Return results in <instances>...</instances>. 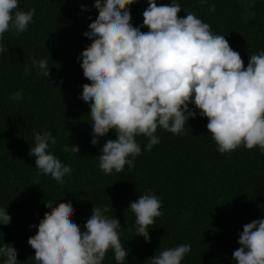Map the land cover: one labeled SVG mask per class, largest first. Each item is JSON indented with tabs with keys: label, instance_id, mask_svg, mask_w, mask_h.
Returning <instances> with one entry per match:
<instances>
[{
	"label": "trees",
	"instance_id": "1",
	"mask_svg": "<svg viewBox=\"0 0 264 264\" xmlns=\"http://www.w3.org/2000/svg\"><path fill=\"white\" fill-rule=\"evenodd\" d=\"M156 2L159 6L171 0ZM176 2L181 18L194 12L214 34L224 35L245 68L251 55L264 52V0ZM18 5L17 10L36 12L25 32L4 34L8 51L0 53V209L11 217L10 224L0 225V245L17 249L18 264H37L28 244L37 228L30 226L50 211L45 203L55 207L63 202L71 203V219L82 230L94 205L113 208L106 215L120 221V240L129 249L124 264H148L155 253L180 244H191L181 264H235L232 254L240 247L243 226L264 219V153L259 147L249 150L241 145L220 153L208 133L207 118L189 104L197 115L185 124L184 135L158 127L160 142L150 151L144 150L147 138L137 136L142 154L135 167L125 165L122 172L105 175L99 167L100 150L116 132L110 130L97 146L91 144L90 108L81 98L83 84L90 81L77 59L91 43L84 32L90 30L89 17L98 15L94 0H18ZM128 7L133 26L142 25L147 0ZM32 58L47 60L49 78L37 75ZM42 131L57 140L49 151L73 170L63 185L41 174L29 155L35 133ZM66 145H78L80 153L65 152ZM148 189L162 201L163 213L148 226L150 242L137 235L135 214L128 208ZM102 264H116L111 249Z\"/></svg>",
	"mask_w": 264,
	"mask_h": 264
},
{
	"label": "clouds",
	"instance_id": "2",
	"mask_svg": "<svg viewBox=\"0 0 264 264\" xmlns=\"http://www.w3.org/2000/svg\"><path fill=\"white\" fill-rule=\"evenodd\" d=\"M134 2L94 0L98 15L94 20L89 17L90 30L84 32L91 43L77 58L90 81L83 84L81 98L90 108L91 144L97 146L110 130L116 132V138L107 139L100 150L99 167L104 174L122 172L125 165L135 167L136 157L142 154L137 136L147 138L144 150L150 151L160 142L155 135L158 127L184 135L185 124L197 115L189 104L207 118L208 133L220 153L241 145L249 150L259 147L264 153V52L251 55L245 68L240 53L225 36L214 34L196 13L189 11L181 18L182 8L176 0L159 6L156 0H147L143 24L133 26L128 6ZM18 7V0H0V53L8 51L3 43L5 33L14 30L18 36L34 22L35 8L23 11ZM144 27L147 32L141 30ZM31 63L37 75L50 77L46 59L32 58ZM34 140L29 155L35 158V167L61 185L67 183L65 177L72 168L49 151L56 138L42 131L35 133ZM63 150L80 153L78 145H66ZM45 207L50 211L38 225L30 226L37 232L28 238L37 264H102L110 249L116 264H124L129 249L120 240V221L106 215L113 208L94 205L82 230L71 219V203L53 207L49 202ZM161 207L162 201L151 189L129 204L137 235L146 242L151 239L148 226L163 215ZM10 223L6 209H0V225ZM237 242L240 247L232 254L235 264H264V219L245 224ZM190 251L191 244H180L146 261L181 264ZM17 255L12 244L0 245L3 264H18Z\"/></svg>",
	"mask_w": 264,
	"mask_h": 264
}]
</instances>
